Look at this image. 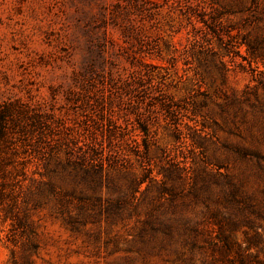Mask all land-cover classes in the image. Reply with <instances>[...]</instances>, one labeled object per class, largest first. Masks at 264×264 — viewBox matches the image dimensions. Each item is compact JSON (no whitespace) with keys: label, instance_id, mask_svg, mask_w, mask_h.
<instances>
[{"label":"rangeland","instance_id":"374dc122","mask_svg":"<svg viewBox=\"0 0 264 264\" xmlns=\"http://www.w3.org/2000/svg\"><path fill=\"white\" fill-rule=\"evenodd\" d=\"M0 105V264L264 260V0H0Z\"/></svg>","mask_w":264,"mask_h":264},{"label":"trees","instance_id":"16d2710c","mask_svg":"<svg viewBox=\"0 0 264 264\" xmlns=\"http://www.w3.org/2000/svg\"><path fill=\"white\" fill-rule=\"evenodd\" d=\"M11 113L8 109V105H0V139L4 135L6 131V124L8 119L10 118ZM69 155H66V159L63 165V168L69 170L71 175H90L93 174L95 178H99L101 176L102 169L97 168L95 170L91 169V167H87L83 164L85 157L81 155L76 161H72ZM224 252H228L231 248L229 242H224ZM230 264H264V260H260L256 255H249L244 251H237L235 256L232 259H229Z\"/></svg>","mask_w":264,"mask_h":264}]
</instances>
